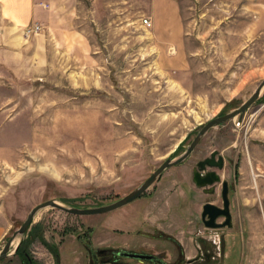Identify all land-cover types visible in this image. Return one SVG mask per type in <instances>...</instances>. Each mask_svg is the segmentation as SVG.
<instances>
[{"label": "rangeland", "instance_id": "374dc122", "mask_svg": "<svg viewBox=\"0 0 264 264\" xmlns=\"http://www.w3.org/2000/svg\"><path fill=\"white\" fill-rule=\"evenodd\" d=\"M176 2L166 22L152 0H82L0 44V248L43 201L89 208L130 193L264 79V0ZM213 150L230 184L231 228L201 221L221 185L206 195L192 171ZM24 237L33 264H92L90 249L102 248L163 252L167 264H264V88L241 121L211 128L132 202L96 215L45 207ZM0 264L21 262L9 254Z\"/></svg>", "mask_w": 264, "mask_h": 264}, {"label": "water", "instance_id": "95a60500", "mask_svg": "<svg viewBox=\"0 0 264 264\" xmlns=\"http://www.w3.org/2000/svg\"><path fill=\"white\" fill-rule=\"evenodd\" d=\"M263 88H264V79L257 85V87L254 89L252 94L243 103H241L238 107L230 110L229 112L213 117L210 120H208L206 123H204L182 153H180L177 156L169 157L165 159L154 171H152V173L136 189L124 195L123 197L113 202H110L108 204H105V205L94 206V207H89V208H79V207L72 206V205L66 206L65 204L55 199H49V200L43 201L35 205L28 212L25 219L22 221L21 225L13 231V233L8 237V239L5 241L3 246L0 248V261L3 260L5 257H7L9 254L15 253L16 248L21 240L20 237L22 238V236H24L25 232L27 231V229L32 223L34 215L36 214L38 210L42 208H45V207L56 208L66 213H70L74 215H96V214L107 213L115 209H118L120 207H123L127 205L128 203L132 202L133 200H135L136 198L140 197L149 188V186H151L153 182L162 174L164 170L183 162L193 152L195 147L199 144L200 139L211 128L221 123L227 122L229 120H233L235 118L238 121H241L244 112L259 98ZM217 153H218L217 150H213L209 157H206L197 163V168L193 171V174H192V180L198 188L211 186L220 180L219 175L214 170H209L204 173V171L207 168L221 169L223 167V164H224L223 157L219 156L216 159ZM222 183H223V188L221 191V195L223 199L224 208L218 209L217 206L213 205L210 202L205 203L202 207L203 210L201 212V217L205 225L208 227L213 228V227H221L225 225L228 227L231 226V223H230L231 214L229 212L227 181L224 180L222 181ZM219 215H224L227 218L226 222L223 223V225L214 223L215 218H217V216ZM206 217H208L207 220H206ZM17 237H19V240L17 241L14 248H12L11 250V246L15 238ZM119 255L139 258V259L152 258L151 255L139 254L135 252H120Z\"/></svg>", "mask_w": 264, "mask_h": 264}, {"label": "crops", "instance_id": "0c3cea01", "mask_svg": "<svg viewBox=\"0 0 264 264\" xmlns=\"http://www.w3.org/2000/svg\"><path fill=\"white\" fill-rule=\"evenodd\" d=\"M176 1L152 0L158 10H155L154 18L173 21L176 18ZM81 5L82 0H0V44L18 39V29L25 24L38 22L49 26L59 15L73 12Z\"/></svg>", "mask_w": 264, "mask_h": 264}, {"label": "flooded vegetation", "instance_id": "af4514ba", "mask_svg": "<svg viewBox=\"0 0 264 264\" xmlns=\"http://www.w3.org/2000/svg\"><path fill=\"white\" fill-rule=\"evenodd\" d=\"M211 154V153H210ZM210 156V155H209ZM209 156H206V157H209ZM221 156L219 151L216 155V159ZM205 157V158H206ZM204 159V158H203ZM199 162V161H198ZM197 162V163H198ZM197 163H196V167L193 169V171L197 168ZM214 169H218V168H211L210 170H214ZM222 169V168H221ZM220 170V169H219ZM193 171H192V174H193ZM206 171H209L208 169H206L204 171V173ZM215 171V170H214ZM220 177V176H219ZM222 181L224 180H219L218 182H216L217 184H220L221 185V189H220V195H221V191H222V188H223V183ZM227 181V180H226ZM215 184V183H214ZM212 186V185H211ZM206 187H209V186H206ZM206 187H202V188H206ZM227 187H228V198H229V212L231 214V219H230V223H231V226L228 227V226H221V227H213L215 229H223V228H231L233 226V214H232V211H231V199H230V184L229 182L227 181ZM215 188H206L204 189V193L206 195H213L215 193ZM207 202H210L212 203L213 205L217 206L218 209H223L224 206H223V199H222V195H221V201L219 203H215L214 201H205V203ZM203 203V205L205 204ZM202 205V207H203ZM203 210V209H202ZM202 212V211H201ZM208 219V217H206V220ZM227 220L226 216L224 215H219L217 216V218H215L214 220V223L215 224H219V225H223V223H225ZM201 221L202 223L204 224L205 227H208L205 225L202 217H201ZM208 228H212V227H208ZM140 252H135V253H139V254H146V255H151L152 258L150 259H139V258H136L137 260H139L140 262L142 261H145V262H148L149 264H167L166 263V260H165V254L163 252H160V253H157L155 251H152V250H145V249H141L139 250ZM120 252H130V251H124V250H117V251H112V252H108V249H97V250H92L90 249V261H92V264H98L99 262V259L103 258L106 256V261L107 262H116L118 259H121L122 257H125V256H120L119 253ZM128 257V256H127Z\"/></svg>", "mask_w": 264, "mask_h": 264}, {"label": "trees", "instance_id": "16d2710c", "mask_svg": "<svg viewBox=\"0 0 264 264\" xmlns=\"http://www.w3.org/2000/svg\"><path fill=\"white\" fill-rule=\"evenodd\" d=\"M39 237H42V235L39 234ZM32 240L33 239L31 237H29V238L24 237L21 239L20 243L18 244V246L16 248L14 255H16L20 259L21 264H33V259L30 255L29 251H28V247H29L30 243L32 242ZM40 241L43 244H45V246L48 247L49 251L52 253V255L54 256V258L57 261L58 254L56 253V251H54V246L48 245L46 243V241L42 238Z\"/></svg>", "mask_w": 264, "mask_h": 264}, {"label": "built area", "instance_id": "2783aa9c", "mask_svg": "<svg viewBox=\"0 0 264 264\" xmlns=\"http://www.w3.org/2000/svg\"><path fill=\"white\" fill-rule=\"evenodd\" d=\"M142 23L144 26L150 27L151 26V20L149 18H143ZM41 29V24L37 22L30 23V26H28L23 32L24 35H28L29 33H36Z\"/></svg>", "mask_w": 264, "mask_h": 264}]
</instances>
